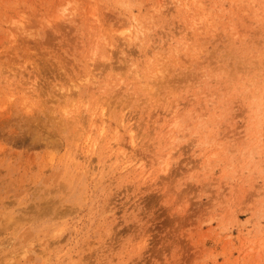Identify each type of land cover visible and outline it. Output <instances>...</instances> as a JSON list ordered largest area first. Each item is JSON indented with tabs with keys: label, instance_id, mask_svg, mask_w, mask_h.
<instances>
[{
	"label": "rangeland",
	"instance_id": "rangeland-1",
	"mask_svg": "<svg viewBox=\"0 0 264 264\" xmlns=\"http://www.w3.org/2000/svg\"><path fill=\"white\" fill-rule=\"evenodd\" d=\"M0 264H264V0H0Z\"/></svg>",
	"mask_w": 264,
	"mask_h": 264
},
{
	"label": "bare ground",
	"instance_id": "bare-ground-1",
	"mask_svg": "<svg viewBox=\"0 0 264 264\" xmlns=\"http://www.w3.org/2000/svg\"><path fill=\"white\" fill-rule=\"evenodd\" d=\"M130 36V35H129Z\"/></svg>",
	"mask_w": 264,
	"mask_h": 264
}]
</instances>
